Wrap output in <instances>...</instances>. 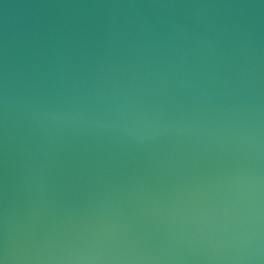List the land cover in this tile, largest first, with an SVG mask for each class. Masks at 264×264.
<instances>
[{
	"label": "water",
	"instance_id": "water-1",
	"mask_svg": "<svg viewBox=\"0 0 264 264\" xmlns=\"http://www.w3.org/2000/svg\"><path fill=\"white\" fill-rule=\"evenodd\" d=\"M5 243L10 264L257 243L264 264V0H0Z\"/></svg>",
	"mask_w": 264,
	"mask_h": 264
},
{
	"label": "clouds",
	"instance_id": "clouds-1",
	"mask_svg": "<svg viewBox=\"0 0 264 264\" xmlns=\"http://www.w3.org/2000/svg\"><path fill=\"white\" fill-rule=\"evenodd\" d=\"M5 110H7V100H5ZM37 121L41 124L57 123L62 119H67L68 117L63 116L54 108L40 107L34 111ZM260 249L257 243L256 247L250 251L249 255L246 257L248 264H260ZM74 262L83 261L85 264H96V262L104 261L105 258L98 256H82L70 258ZM0 264H10V257L7 251V245L5 243V248L3 255L0 256Z\"/></svg>",
	"mask_w": 264,
	"mask_h": 264
}]
</instances>
